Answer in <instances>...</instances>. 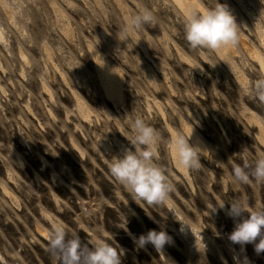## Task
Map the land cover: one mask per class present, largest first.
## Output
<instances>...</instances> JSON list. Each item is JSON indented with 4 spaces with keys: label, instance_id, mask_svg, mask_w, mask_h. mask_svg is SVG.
Returning <instances> with one entry per match:
<instances>
[{
    "label": "rangeland",
    "instance_id": "rangeland-1",
    "mask_svg": "<svg viewBox=\"0 0 264 264\" xmlns=\"http://www.w3.org/2000/svg\"><path fill=\"white\" fill-rule=\"evenodd\" d=\"M219 2L238 25L227 50L191 48L170 0H0V264H55L47 233L57 222L82 243L117 242L121 264H264V251L228 239L234 219L226 214L241 198L264 206V184L230 176L264 155V102L244 91L263 73L241 46L264 62V0ZM140 8L156 23L119 41L125 17ZM131 111L160 134L154 160L173 186L174 214L135 202L110 174L106 161L133 148L123 136L132 135ZM192 125L205 149L201 167L188 170L168 141ZM220 201L225 208L212 212ZM161 226L172 238L164 256L151 244L135 247L133 237Z\"/></svg>",
    "mask_w": 264,
    "mask_h": 264
},
{
    "label": "clouds",
    "instance_id": "clouds-1",
    "mask_svg": "<svg viewBox=\"0 0 264 264\" xmlns=\"http://www.w3.org/2000/svg\"><path fill=\"white\" fill-rule=\"evenodd\" d=\"M178 8L182 17L184 38L191 48L227 50L238 42V25L227 4L219 0H211V5L205 3V0H179ZM155 23L154 12L148 8H140L125 17L119 41L127 42L145 25ZM101 60L103 61L102 57ZM93 61L101 66L104 63V61L97 63L94 59ZM244 91L246 95H253L264 102V77L256 79L251 84L246 83ZM125 120L130 125L132 135L123 136L133 148L124 147L106 161L111 176L134 195L135 202L167 205L168 210L174 214L169 200L173 186L165 170L154 160L160 138L159 132L132 111L125 115ZM192 133L193 125L173 132L168 141L175 164L188 170L201 167L200 155H203L205 149L189 143ZM230 176L232 180L242 184L248 183L250 177L258 184H264V155L255 157L251 163L245 159L242 166L234 165ZM228 204L226 214L234 219V226L228 233V239L240 245L252 243L256 253L264 251V206L252 207L248 204L247 198L233 200ZM217 208L224 209L225 201H220L212 212ZM126 223L127 217L124 218L123 226L127 231ZM182 225L187 224L182 222ZM171 239L161 226L159 230L150 228L146 233L133 237V242L138 249L151 244L160 256H164V245L170 243ZM47 240V251L55 264H121V257L124 254V249L117 242L114 245L103 238L89 239L87 243H82L79 232L68 229L59 222L52 225L47 233ZM164 264H167L166 259ZM237 264H248L247 257Z\"/></svg>",
    "mask_w": 264,
    "mask_h": 264
},
{
    "label": "bare ground",
    "instance_id": "bare-ground-1",
    "mask_svg": "<svg viewBox=\"0 0 264 264\" xmlns=\"http://www.w3.org/2000/svg\"><path fill=\"white\" fill-rule=\"evenodd\" d=\"M170 1L178 7L179 0H170ZM1 12L5 15H9L8 11L6 9H4V7L1 8ZM241 46H242L243 50L245 51L246 55L250 59L257 62V64L259 65V67L263 73V77H264V62L261 59V57H259V55L249 45H247L245 41L241 40ZM263 51H264V46H263ZM96 65L98 66V69H99L100 68L99 65L98 64H96ZM103 83H104L105 88L106 87L110 88V90H109L110 93L117 91L116 90V80L113 77L107 76V74H105V81H103ZM191 138H192L194 144L199 145V143L195 137L191 136ZM37 229H38V231L43 232V230H41L39 227ZM167 264H170V263H168V261H167Z\"/></svg>",
    "mask_w": 264,
    "mask_h": 264
}]
</instances>
